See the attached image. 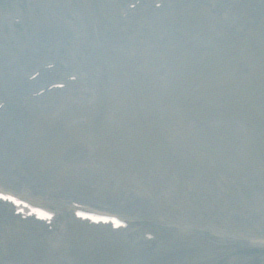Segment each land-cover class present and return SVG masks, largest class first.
<instances>
[{
	"label": "rangeland",
	"instance_id": "rangeland-1",
	"mask_svg": "<svg viewBox=\"0 0 264 264\" xmlns=\"http://www.w3.org/2000/svg\"><path fill=\"white\" fill-rule=\"evenodd\" d=\"M138 1L0 0V141L21 114L15 126L46 123L35 98L58 101L68 82L91 94L58 102L65 117L87 113L71 153L66 136L33 147L67 153L47 159L64 165L56 182L14 177L22 159L0 149V188L56 213L48 223L0 205V264H264V0H243L231 30L206 0H152L144 9L161 19L134 28ZM78 168L117 172L131 210L64 185L95 183ZM76 204L130 224H79Z\"/></svg>",
	"mask_w": 264,
	"mask_h": 264
},
{
	"label": "bare ground",
	"instance_id": "bare-ground-1",
	"mask_svg": "<svg viewBox=\"0 0 264 264\" xmlns=\"http://www.w3.org/2000/svg\"><path fill=\"white\" fill-rule=\"evenodd\" d=\"M115 4L119 3L121 6H126L128 5L126 0H112ZM138 1V0H136ZM152 0H139L138 3L141 6V11L140 13H137V15L139 16L138 18V23L137 25H135L134 28L138 27L140 24H146V20L149 21V19L152 17V20H157V19H161V17L159 15V12L163 11V9L161 8H149L148 10L144 9V6L147 4H150ZM158 0H154V4L157 2ZM201 1V0H199ZM209 2L211 4L212 7H215L214 9V15L217 16L218 20L216 19V21H218V25H221L222 27H224L227 30H231V25L234 24H239L240 21L242 23H244V21L246 20V15H245V11L242 9L244 2L243 0H232L230 1V3H226L223 0H215L216 1V5H213V3L209 0H206L205 2ZM199 4V3H198ZM197 4V5H198ZM189 7H192L193 5L189 4ZM125 8V7H124ZM160 9V10H159ZM126 11V9H124ZM137 9L133 10L131 9V13L132 12H136ZM125 16L126 21H119L120 24H123L124 22H129L128 17ZM157 17V18H156ZM220 18V19H219ZM67 26L72 27L73 29L75 28L73 23L74 22H64ZM233 25V26H234ZM242 25V24H241ZM55 44L57 45L58 43L55 42ZM55 45V46H56ZM80 49V48H79ZM53 61V60H52ZM16 85L18 87V90L21 89L23 81H19L16 80ZM85 82L83 81V84ZM24 84V83H23ZM88 88H79L78 84H75L74 86H72L71 89H64L62 90V92H65L64 95L59 94L60 96H58V101L55 100H48V101H44L42 102V97H37L35 98L32 102L30 101V106L34 105L33 107H35V109L33 111H37L40 110L41 108H43V104L48 103L50 106L49 107H44L43 112L46 114L44 115V121H46V123H37L34 125L32 124V121L30 123H26L23 127L20 126H15V124H18L23 118L24 115L21 114L18 117L17 121H12L11 119L8 120L9 122V126L7 128V131L5 132L6 134V138L5 141L1 139L0 141V149L2 150V152L6 153V151H14L15 153H17L18 155V159H22V166L20 169H17V173L20 174L19 176L17 175H13L16 178L19 177H27V175L29 176L30 173H34L33 175H39L40 179L43 180V182L45 183H51V182H56V179H50L52 174L55 173V171L57 170V167H64L63 166H59L61 164H49L47 161V159L49 160H55L57 158H61V160L64 162V159L66 157V154L63 155L64 150L58 146H56V141L59 140V138H55L53 139V142L55 143V150L54 151H50L48 152V156H37L33 153V147H37L40 146L42 144L43 139L46 137V135H48L49 137L51 136H55V137H62V136H66L69 139H71V141H67V146L66 149L71 153L73 151V147H76V143H78L77 138L79 137V131L81 134H83V130H80L82 121H85V119L87 118V113L86 110L85 111H81V116H72L71 114L67 115L65 117V113L62 114L61 112V108H63V106H61L59 103H66L67 105L70 104V102H73V99H76L75 102H77L78 104H81L82 106L85 105L88 101H90V92L87 91ZM80 91V92H79ZM90 91V90H89ZM60 93V92H58ZM50 95V94H48ZM48 95H46L45 97H47ZM37 101H39L37 103ZM59 102V103H58ZM46 111V112H45ZM80 134V135H81ZM10 136V138H9ZM67 138V139H68ZM80 138V137H79ZM58 139V140H57ZM66 139V140H67ZM73 139V140H72ZM63 145L66 144L65 141L62 142ZM13 148V149H12ZM62 151V152H61ZM53 153V154H52ZM61 154V156H60ZM69 156L70 154L67 155V159L65 160L68 164L69 162ZM46 160H44V158ZM78 159V158H77ZM12 164V163H11ZM86 164V163H85ZM87 165V164H86ZM78 173L83 174L85 173V175H89L92 177V179H95V183L90 182V181H74L71 178H64V185L67 186H75L76 188L80 189V191L88 194L89 196H91V198H95V200L98 201H107L108 203H110V205H120L124 208H126L127 206H129L130 201H128L125 197L126 195L122 192L121 189L118 188V181L116 182V180L118 179L119 175H117V172H113V171H108V170H88L86 168H78L76 170ZM91 172H94L91 173ZM30 175V176H33ZM94 175V176H93ZM56 177V175H55ZM8 181V180H6ZM72 181V182H70ZM48 184V185H49ZM52 187V186H50ZM54 196V195H52ZM57 196V195H55ZM60 196V195H58ZM99 198V199H96ZM129 203V204H128ZM145 205V203L143 204ZM21 206H18V208ZM131 209L127 207V211H130ZM146 213H152L154 211L153 206H150V202H149V206H145V210ZM157 211V210H155ZM121 212V211H119ZM1 213V211H0ZM154 214V213H153ZM159 215V214H157ZM32 244L30 245H26V247L30 248ZM40 247V253H38V255H36V257H41L42 255H46L45 253V249H44V244L39 245ZM14 263V262H13ZM16 264V263H14Z\"/></svg>",
	"mask_w": 264,
	"mask_h": 264
},
{
	"label": "snow or ice",
	"instance_id": "snow-or-ice-1",
	"mask_svg": "<svg viewBox=\"0 0 264 264\" xmlns=\"http://www.w3.org/2000/svg\"><path fill=\"white\" fill-rule=\"evenodd\" d=\"M3 198L6 200H14V197H12V196H4Z\"/></svg>",
	"mask_w": 264,
	"mask_h": 264
}]
</instances>
